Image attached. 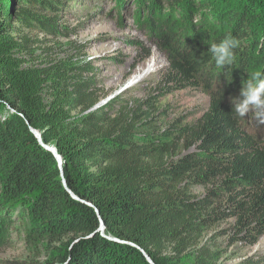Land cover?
<instances>
[{
  "label": "trees",
  "instance_id": "16d2710c",
  "mask_svg": "<svg viewBox=\"0 0 264 264\" xmlns=\"http://www.w3.org/2000/svg\"><path fill=\"white\" fill-rule=\"evenodd\" d=\"M78 1L0 0V246L18 232L31 246L61 243L51 264H217L200 241L223 189L239 239L255 243L264 235V140L256 112L235 116L231 99L264 73V0H149L166 12L156 30L170 78L210 95L191 129L198 150L177 159L171 130L142 128L128 102L73 119L71 110L100 101L95 69L52 58L38 33L70 37L63 21ZM228 36L239 42L234 63L217 68L209 46ZM217 177L221 186L203 197L188 189Z\"/></svg>",
  "mask_w": 264,
  "mask_h": 264
},
{
  "label": "rangeland",
  "instance_id": "374dc122",
  "mask_svg": "<svg viewBox=\"0 0 264 264\" xmlns=\"http://www.w3.org/2000/svg\"><path fill=\"white\" fill-rule=\"evenodd\" d=\"M119 1H78L63 21L65 26L74 29L70 37L53 38L38 33L40 38L46 39L44 46L52 47V58L67 61L70 66L89 63L95 69V87L100 101L88 111L71 110L73 119L80 121L98 107L111 105L118 109L128 102L129 108L138 111L142 128L162 135L171 130L166 140L176 159L197 151V140L191 129L201 123L209 109V92L201 85H176L170 78V63L166 52L160 48L156 30L166 12L154 10L153 6L151 9L149 0L146 3L145 0H126L123 6ZM257 131L264 140V125L258 122ZM223 179L190 183L188 189L203 197L210 189L220 187ZM212 201L208 211L213 207L219 211L213 214L215 219L204 230L200 244L213 254L214 262L239 264L253 257L256 264H264V235L255 243L241 241L236 233L237 217L231 213L232 205L224 189L223 194ZM60 246L58 242L31 246L15 232L8 244L0 246V264H51L53 253ZM193 262L194 256H190L185 264Z\"/></svg>",
  "mask_w": 264,
  "mask_h": 264
},
{
  "label": "clouds",
  "instance_id": "9594fccd",
  "mask_svg": "<svg viewBox=\"0 0 264 264\" xmlns=\"http://www.w3.org/2000/svg\"><path fill=\"white\" fill-rule=\"evenodd\" d=\"M238 44V40L232 36L225 37L219 43L210 44L209 51L217 68L224 69L225 65H233L234 49ZM231 103L235 116L243 118L255 111L259 124L264 125V73H253L252 79L243 85L240 98L233 97Z\"/></svg>",
  "mask_w": 264,
  "mask_h": 264
},
{
  "label": "water",
  "instance_id": "95a60500",
  "mask_svg": "<svg viewBox=\"0 0 264 264\" xmlns=\"http://www.w3.org/2000/svg\"><path fill=\"white\" fill-rule=\"evenodd\" d=\"M33 132L36 134V136L38 137V139L43 143L41 132L38 131V130H36V129H33ZM44 146L47 149L51 150L56 155V157L58 158L59 163L61 165L62 164V157L58 154L57 149L55 147H53V146H49V145H46V144H44ZM104 228H105V225H104V222L102 221L101 230H104Z\"/></svg>",
  "mask_w": 264,
  "mask_h": 264
}]
</instances>
